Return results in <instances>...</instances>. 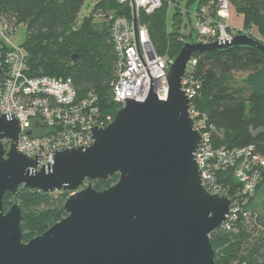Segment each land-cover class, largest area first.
I'll list each match as a JSON object with an SVG mask.
<instances>
[{"label": "water", "instance_id": "95a60500", "mask_svg": "<svg viewBox=\"0 0 264 264\" xmlns=\"http://www.w3.org/2000/svg\"><path fill=\"white\" fill-rule=\"evenodd\" d=\"M249 46L264 56V42L248 33L213 42L191 31L165 76L158 99L149 87L143 101L124 97L105 127L91 124L93 143L65 146L42 163L17 149L18 118L0 113V264H217L210 233L225 221L235 195L210 194L201 183L195 151L201 135L188 113L181 79L195 53ZM3 138L11 140L5 149ZM97 190L92 181L112 175ZM20 187L43 193L73 191L65 216L23 241L21 208L4 210L6 193Z\"/></svg>", "mask_w": 264, "mask_h": 264}, {"label": "trees", "instance_id": "16d2710c", "mask_svg": "<svg viewBox=\"0 0 264 264\" xmlns=\"http://www.w3.org/2000/svg\"><path fill=\"white\" fill-rule=\"evenodd\" d=\"M85 1L0 0V17L22 23L25 28L21 46L26 54L27 74L70 76L79 96L92 91L105 109L115 112L117 104L110 100L109 83L115 77L116 59L108 25L106 21L96 22L92 11L89 17L77 20ZM193 1L188 0L186 8ZM201 1L207 0H198L196 6ZM106 4L127 10L113 0H101L97 7L107 9ZM231 5L243 18L242 29L255 28L264 39V0H231ZM212 6L209 9L214 14ZM166 11L167 5L163 3L150 15L142 14V21L157 51L168 49L170 57H174L183 43V36L187 39L188 34L181 33L182 22L176 19L180 14L178 8L174 9L176 21L172 22V31L167 29ZM193 56L197 59L195 75L202 84L193 104L221 133L220 143L227 148L253 145L264 154V56L249 46H230ZM233 72H247L245 87L234 88L230 84ZM116 179L115 174L92 181V185L101 190ZM224 181L232 182L230 175ZM263 182L264 175L260 184ZM68 194L65 190L55 194L20 187L16 196L5 194L4 210L8 209L10 199L19 204L22 238L27 241L65 216L63 203ZM251 239L248 246L246 242ZM210 243L217 264L228 263L230 259L239 260V264H264V233L253 238L242 217L230 231L218 228L211 232Z\"/></svg>", "mask_w": 264, "mask_h": 264}, {"label": "built area", "instance_id": "2783aa9c", "mask_svg": "<svg viewBox=\"0 0 264 264\" xmlns=\"http://www.w3.org/2000/svg\"><path fill=\"white\" fill-rule=\"evenodd\" d=\"M113 1L126 6L127 10L99 6L91 13L94 19L106 21L116 59L115 77L109 83L110 100L117 104V109L124 105V97L143 101L149 87L158 99L165 100L168 92L165 72L174 57H170L168 49L157 51L142 14L150 15L163 3L167 5L166 19L171 8L185 12H189V8L181 5L182 0ZM211 4L214 14L209 9ZM230 7L231 0L199 2L192 12L196 18L194 41L213 42L217 37L228 39L237 33H248L231 23ZM21 25L0 17V113L11 111L18 118L17 149L32 158L35 151L41 155L39 168L42 163L53 162L51 151L55 149L90 146L94 141L90 136L91 124L105 127L116 111L105 109L92 91L79 96L70 76L27 74L25 51L12 41ZM196 65L197 59L192 56L181 79V88L189 100V116L201 135L195 160L201 172V183L210 194L217 192L229 198L235 195L220 226L230 231L241 217L244 221L249 218L245 206L264 175V154L253 145L227 148L220 143L221 133L193 104L202 86L195 75ZM2 143L7 150L11 140L3 138ZM229 175L232 182L224 181ZM232 189L233 195L230 194ZM71 193L73 191H69Z\"/></svg>", "mask_w": 264, "mask_h": 264}, {"label": "rangeland", "instance_id": "374dc122", "mask_svg": "<svg viewBox=\"0 0 264 264\" xmlns=\"http://www.w3.org/2000/svg\"><path fill=\"white\" fill-rule=\"evenodd\" d=\"M101 0H86L83 5L81 6V9L78 13V21L82 20L84 17H89L90 16V12L92 10H94L97 6L98 3H100ZM182 0V4H183ZM197 2H195L194 4L190 5L189 7V22H187V14L186 13H180L176 19L181 20L182 24H181V33L182 34H188L191 31L192 37L195 36V24H196V18L194 17V15L192 14V12H194V10L196 9V4ZM105 8L110 9L111 8V4H106ZM230 11L231 14L233 12H235L234 7H230ZM173 13H174V9H170L166 22L167 25L169 26L168 29H170V31H172V22L176 21L175 18H173ZM237 15L238 13L235 12ZM96 22H101V20H96ZM191 25H190V24ZM185 26V27H184ZM247 31L248 34H250L253 37H257L259 39H261L264 42V39H262L260 37V35L258 34L257 30L255 28H250L248 30H244ZM25 38V28L23 25L19 26L18 29L15 31V33L12 36V41L17 44V45H22L23 41ZM182 38V37H181ZM183 40H185L184 36L182 38ZM246 76H247V72H233L231 74V79H230V84L234 87V88H242L246 86ZM59 192V191H58ZM53 192V193H58ZM11 202H13L12 199H10V203H8L9 205L7 207H9L11 205ZM250 202V201H249ZM249 214V218L245 220L246 225H248L249 230L251 231L252 237H256V236H263L264 233V182L262 184L259 185L258 189H256L253 199L251 200V202L248 205L247 208ZM28 240V239H26ZM252 239L250 241H247L246 244L248 246L251 245ZM214 250V249H213ZM239 260L237 259H230L228 261V263L225 262H221V264H239Z\"/></svg>", "mask_w": 264, "mask_h": 264}, {"label": "crops", "instance_id": "0c3cea01", "mask_svg": "<svg viewBox=\"0 0 264 264\" xmlns=\"http://www.w3.org/2000/svg\"><path fill=\"white\" fill-rule=\"evenodd\" d=\"M188 0H185V1H183V4H182V2H181V5L182 6H184L185 8H186V2H187ZM195 2H198V0H194L193 2H192V4H194ZM191 4V5H192ZM196 5V4H195ZM171 9H174V8H171ZM180 11V10H179ZM180 13H186L185 11H180ZM187 21H189V16H187ZM231 23L233 24V25H235V26H239V27H242V24H243V18H242V16L241 15H237L235 12H233L232 14H231ZM190 24V23H189ZM191 25V24H190ZM169 27V26H168Z\"/></svg>", "mask_w": 264, "mask_h": 264}]
</instances>
